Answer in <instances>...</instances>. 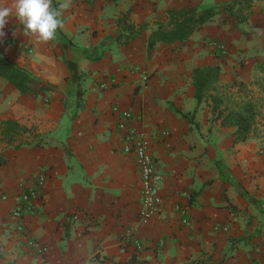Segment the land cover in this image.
Wrapping results in <instances>:
<instances>
[{"label":"crops","instance_id":"1","mask_svg":"<svg viewBox=\"0 0 264 264\" xmlns=\"http://www.w3.org/2000/svg\"><path fill=\"white\" fill-rule=\"evenodd\" d=\"M232 1L71 0L49 43L9 21L0 59L36 81L21 93L0 77V120L25 128L11 142L0 135V264H264V124L236 142V128L213 120L209 101L196 103L192 82L193 69L219 66L221 82L257 93L264 0L241 22V0L230 10ZM201 6L218 13L186 41L148 51L169 11ZM120 110L159 175L162 203L149 218L139 216L140 176L122 149ZM41 174L36 214L22 223L46 247L42 255L17 235L12 216Z\"/></svg>","mask_w":264,"mask_h":264},{"label":"trees","instance_id":"2","mask_svg":"<svg viewBox=\"0 0 264 264\" xmlns=\"http://www.w3.org/2000/svg\"><path fill=\"white\" fill-rule=\"evenodd\" d=\"M256 1L258 0H241L242 10L246 12L241 15L242 10H239L237 17L240 22L247 19L251 5ZM217 13L218 8L210 6L169 11L166 28L158 27L150 34L148 51L157 42L186 41ZM128 40L129 38L125 42ZM257 69L263 74L253 84L257 89V95L240 81L221 82L219 66L208 65L192 71L196 103L199 105L202 100L209 101L213 120L219 121L221 126L236 128V142H243L250 134H256L258 127L264 124V62L260 63ZM0 77L12 83L21 93L26 92L29 85L36 81L29 72L7 59H0ZM24 130L25 128L15 121L0 120V135L8 142ZM2 163L4 159L0 157V165ZM130 262L135 263L134 260Z\"/></svg>","mask_w":264,"mask_h":264},{"label":"built area","instance_id":"3","mask_svg":"<svg viewBox=\"0 0 264 264\" xmlns=\"http://www.w3.org/2000/svg\"><path fill=\"white\" fill-rule=\"evenodd\" d=\"M85 3H92L95 0H81ZM119 122L117 128L124 135L123 151L132 153L135 157L138 173L140 176V194L141 208L139 216L141 218H149L153 216L160 208L162 197L157 189V181L159 175L155 170V161L147 149V145L143 137L138 134L133 128L128 127V122L131 119V114L126 110L118 111ZM45 182L44 175L37 176L36 186L23 190L19 194L15 209L12 211V216L16 219L17 225L15 231L17 235L27 240V245L35 248L40 255L44 254L46 247L40 246L34 240L28 239V233L22 223V218L25 215L33 216L36 214L35 202L42 197L41 186ZM38 185V186H37ZM133 247L136 251L141 249V244L138 241L133 242ZM249 264H262L252 261Z\"/></svg>","mask_w":264,"mask_h":264},{"label":"clouds","instance_id":"4","mask_svg":"<svg viewBox=\"0 0 264 264\" xmlns=\"http://www.w3.org/2000/svg\"><path fill=\"white\" fill-rule=\"evenodd\" d=\"M71 7V0L58 6L53 0H14L11 6L0 4V37L11 19L23 26V35L34 37L38 42L49 43L57 38L58 30L63 28L64 10Z\"/></svg>","mask_w":264,"mask_h":264},{"label":"rangeland","instance_id":"5","mask_svg":"<svg viewBox=\"0 0 264 264\" xmlns=\"http://www.w3.org/2000/svg\"><path fill=\"white\" fill-rule=\"evenodd\" d=\"M235 3L237 4L238 1H237V0H234V1L230 2L229 4H227L226 6L231 10L232 7H234ZM226 6H225V7H226ZM235 10H236V9H234V12H235Z\"/></svg>","mask_w":264,"mask_h":264}]
</instances>
